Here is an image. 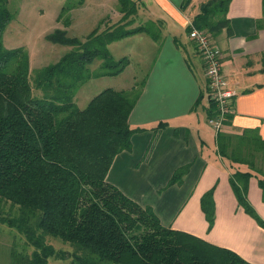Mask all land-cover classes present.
<instances>
[{"label": "trees", "instance_id": "obj_1", "mask_svg": "<svg viewBox=\"0 0 264 264\" xmlns=\"http://www.w3.org/2000/svg\"><path fill=\"white\" fill-rule=\"evenodd\" d=\"M7 3L0 0V200L17 208V214L0 210V222L26 242L22 251L11 252V264H47L49 257L69 258V264H253L228 248L162 225L150 207L106 179L115 155L128 149L131 135L143 129L128 122L136 94L105 88L82 109L74 95L89 79L115 76L127 66V57L110 54L109 43L140 31L157 38L150 24L125 28L120 23L137 13V1L117 0L120 22L92 31L83 41L64 29L48 34L51 41L74 48L38 68L32 79L27 52L2 42L14 17ZM228 3L205 0L192 24L211 37L222 30L230 35ZM262 5L264 24V0ZM71 7L62 6L61 13ZM96 58L101 62L91 70L88 65ZM214 108L210 100L208 117ZM216 146L230 164L248 168L235 169L229 183L238 205L264 227L247 199L249 180L255 177L264 202V139L255 128L219 130ZM184 169L176 170L169 183L180 180ZM201 209L211 228L213 188L202 195ZM49 237L70 249L55 248Z\"/></svg>", "mask_w": 264, "mask_h": 264}, {"label": "crops", "instance_id": "obj_2", "mask_svg": "<svg viewBox=\"0 0 264 264\" xmlns=\"http://www.w3.org/2000/svg\"><path fill=\"white\" fill-rule=\"evenodd\" d=\"M136 1L138 19L151 23L157 38L144 31L121 38L140 41L122 55L128 59L123 71L136 65L138 73L116 90L136 94L128 122L143 129L131 135L128 149L115 155L106 179L150 207L162 225L229 248L250 263L264 264V227L238 205L229 183L235 169L248 168L232 165L217 153L216 132L208 122L204 65L188 36L189 24L205 0ZM115 14L118 20V9ZM226 16L230 35L222 30L210 36L221 52L222 74L235 91L230 120L227 115L221 130L239 133L255 128L264 139L262 0H229ZM179 168H185L180 180L169 183ZM212 188L214 221L208 228L201 197ZM247 199L264 221L255 177L249 180Z\"/></svg>", "mask_w": 264, "mask_h": 264}, {"label": "rangeland", "instance_id": "obj_3", "mask_svg": "<svg viewBox=\"0 0 264 264\" xmlns=\"http://www.w3.org/2000/svg\"><path fill=\"white\" fill-rule=\"evenodd\" d=\"M67 5L72 7L61 13L62 6ZM7 8L14 14V17L4 28L2 42L6 48L20 47L27 52L30 79L34 77L38 68L58 61L74 48L71 45L51 41L47 38L48 34L56 29H64L67 36L83 41L92 31L99 32L120 22L122 16L120 12L121 15L117 20L118 15L115 14L118 9L117 0H8ZM137 19L138 16L135 14L120 23H125V28L138 25L148 26L144 21ZM150 27L152 29L151 23ZM155 28L153 26V29ZM139 44L137 37L123 40L120 38L109 43L107 48L115 59H119ZM100 62L101 59L96 58L88 66L94 70ZM136 73H138L136 65H131L120 75L89 79L77 89L74 95L76 106L84 108L94 95L105 88L117 89L127 86L131 77ZM0 210L3 214L9 213L12 216L17 214V208L10 206L9 202L4 200H0ZM49 238L52 239L51 243L55 248L70 249L69 245L64 244L60 239ZM25 245V239L20 233L0 222V264H11V252L13 250L20 252ZM30 249L31 247L27 248L28 251ZM69 260V258L49 257L47 264H69Z\"/></svg>", "mask_w": 264, "mask_h": 264}, {"label": "built area", "instance_id": "obj_4", "mask_svg": "<svg viewBox=\"0 0 264 264\" xmlns=\"http://www.w3.org/2000/svg\"><path fill=\"white\" fill-rule=\"evenodd\" d=\"M188 28V36L194 42L204 65L209 99L215 105L214 114L208 118V122L218 132L231 111L230 101L235 91L228 87L221 71V52L213 45L207 31L195 27L192 21Z\"/></svg>", "mask_w": 264, "mask_h": 264}]
</instances>
